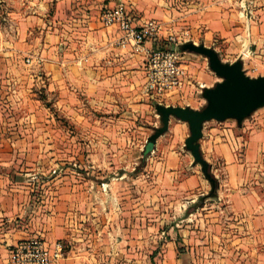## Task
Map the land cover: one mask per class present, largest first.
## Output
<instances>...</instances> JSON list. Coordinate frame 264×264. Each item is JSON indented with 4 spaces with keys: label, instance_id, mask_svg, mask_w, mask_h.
I'll use <instances>...</instances> for the list:
<instances>
[{
    "label": "rangeland",
    "instance_id": "374dc122",
    "mask_svg": "<svg viewBox=\"0 0 264 264\" xmlns=\"http://www.w3.org/2000/svg\"><path fill=\"white\" fill-rule=\"evenodd\" d=\"M56 2L0 0V79L6 74L14 80H27L28 72L21 66L31 64L38 55L36 50L52 43L47 30L53 26ZM214 3L215 6L201 9L197 0H173V18L152 16L164 23L166 33L177 38V45L173 46L177 49L180 45L177 50L184 57L189 76L180 88L155 95L146 90L145 80L142 93L146 99L139 97L133 103L126 99L100 106L83 93L69 95L67 87L61 92L54 89L51 75L45 71L42 84L33 81L35 84L28 86L27 103L18 104L23 98L15 102L0 95V127L7 130V135H2L6 140L3 142L13 148L16 175L24 177L31 187L32 208L47 211L58 206L75 208L77 221L83 223L85 210L90 209L96 218L95 210L108 206L109 195L117 196L120 205L130 213L126 218L135 214L134 219L141 226L165 230L161 233L162 241L171 225L183 229L178 237L187 253L186 264H264V226L248 234L249 243L236 241L234 228L230 226L231 204L227 195L233 190L250 193L253 206L261 205L264 210V107L242 125L232 119L205 123L207 129L222 132L217 144L225 148V154L210 150L214 143L202 149L218 180L214 197L204 198L210 193L211 184L186 150L185 139L190 134L187 123L172 118L168 131L157 139L154 149L145 152L148 137L161 126L155 108L158 103L200 109L206 103L202 87L214 86L221 80L205 56L179 51L183 50V43L192 41L213 47L224 62L242 59L250 76L264 73V0H214ZM26 5L29 31L21 41V15ZM36 62L40 60L36 58ZM8 65L12 66V72L5 73ZM206 74L213 77L211 84H207ZM138 95L141 92L135 96ZM140 103L148 106L134 109L132 104ZM181 123H185L184 128L177 129ZM20 129L29 132L24 136L17 132ZM36 129L37 136L33 132ZM19 139L23 140V150H15L18 145L12 143ZM26 140L32 147L28 152L24 148ZM170 144H176L179 151L189 156L191 168H196L205 180V187L196 189L187 200L171 198L175 196L174 185L163 182L159 169L154 168V162L165 158L163 149L158 147ZM69 194L74 197H68ZM241 234L239 238L244 239ZM155 257V252L146 253L142 261L160 264Z\"/></svg>",
    "mask_w": 264,
    "mask_h": 264
},
{
    "label": "crops",
    "instance_id": "0c3cea01",
    "mask_svg": "<svg viewBox=\"0 0 264 264\" xmlns=\"http://www.w3.org/2000/svg\"><path fill=\"white\" fill-rule=\"evenodd\" d=\"M118 1L120 0H57L54 19L51 20L53 26H49L47 30L52 43L44 44L45 46L42 45L36 50L38 55L33 57L34 64L21 66L25 68L23 71L28 72L25 76L27 80H14L11 75H3L0 79V95L14 101L23 98L24 100L18 104L27 103L29 98L27 93L30 90L28 86L42 84L46 71L51 75L54 89L61 92L67 87L70 90L69 95L83 93L100 106L113 105L115 101L126 99L133 103L134 98L139 97L146 99L142 93L146 80V54L134 51L130 47H120L117 44L120 35L117 27H106L100 20L102 10ZM121 1L128 4L139 21L153 18L152 16L173 18V0ZM197 2L201 9L215 6L214 0ZM27 8L28 5L24 14L21 12V41L29 31L30 16L27 14ZM44 31L42 30V33ZM158 44L147 42L146 46L156 48ZM36 58L40 62L35 63ZM5 68V73L8 70L12 72L11 65ZM196 76L198 77V74ZM10 77L11 79H8ZM205 80L207 84H211L213 77L206 74ZM20 88L25 90L22 91ZM139 92L142 95L135 96ZM35 100L38 101L37 98ZM33 103L34 100H31L30 104ZM58 103H61L60 98ZM132 105L134 109L135 106L140 109L148 106L146 103ZM36 106L39 110V103ZM38 110L35 112L36 115L39 114ZM183 124L185 123L178 124L177 129H183L185 126ZM6 131V128L0 127V264H12L13 247L22 240L34 237H41L48 243L55 241L65 243L66 256L58 264H138L146 253L153 252L156 253L155 260L160 264H186L187 253L178 237L179 233L183 234V229H176L171 225L165 241H162L161 233L164 234L165 230L155 231L150 227L141 226L134 219L135 214L132 215L133 218H126L130 213L120 205L117 196L109 195L106 199L108 206L95 210L96 218H93L90 209L85 210L83 223L82 220L80 223L77 221L75 208L58 206L50 211L32 208L29 195L31 187L24 177L16 175L11 153L13 148L3 142L6 140L2 135L6 136ZM17 132L25 136L27 134L25 132L29 131L20 129ZM33 132L36 136L39 134L38 129ZM218 134H222L219 129H207L204 125L201 148L206 150L214 143V148L210 150L225 154L223 144H217L222 137ZM250 137V140L253 139ZM12 143L18 145L15 150L16 148L23 150V140H15ZM24 148L27 152L32 148L27 140ZM158 148L163 149L165 158L154 162V168L159 169L158 173L163 182L174 185L175 196L171 198L178 201L187 200L188 195L196 189L205 187L202 175L196 168H191L189 156L179 151L176 144ZM227 195L231 204L228 212L232 218L230 226L234 228L232 230L234 239L243 240L244 244H247L250 242L248 234L264 226V210L261 205L253 206L250 193L233 190ZM68 197H74V194H69ZM167 198H170V195ZM242 232L244 239L239 238Z\"/></svg>",
    "mask_w": 264,
    "mask_h": 264
},
{
    "label": "water",
    "instance_id": "95a60500",
    "mask_svg": "<svg viewBox=\"0 0 264 264\" xmlns=\"http://www.w3.org/2000/svg\"><path fill=\"white\" fill-rule=\"evenodd\" d=\"M181 48L183 50L179 51H190L205 56L209 67L221 80L214 86L202 87V96L206 103L200 109L158 103L155 108L160 116L161 126L156 127L148 137L145 149L146 151L154 149L153 145L157 139L168 131L172 118L187 123L190 134L185 139L186 150L192 154L194 163L201 166L202 173L211 184V191L204 198L214 197L218 189V180L212 174L211 164L202 152L204 125L212 120L223 122L229 119L236 120L238 125H242L245 119L264 107V75L250 76L244 69L242 59L224 62L213 47L205 44L189 41L183 43ZM177 49H180V45Z\"/></svg>",
    "mask_w": 264,
    "mask_h": 264
},
{
    "label": "built area",
    "instance_id": "2783aa9c",
    "mask_svg": "<svg viewBox=\"0 0 264 264\" xmlns=\"http://www.w3.org/2000/svg\"><path fill=\"white\" fill-rule=\"evenodd\" d=\"M100 20L106 27H117L120 35L117 44L144 52L147 57L146 90L161 95L184 86L189 78L188 69L176 48L177 38L166 33L164 23L155 18L139 21L125 1L105 7ZM147 42H157L158 47H147ZM169 43L171 46H167ZM30 61V59H28ZM66 256L63 241L48 243L41 237L18 242L11 250L12 264H58ZM136 264V263H119ZM138 264H150L141 261Z\"/></svg>",
    "mask_w": 264,
    "mask_h": 264
},
{
    "label": "trees",
    "instance_id": "16d2710c",
    "mask_svg": "<svg viewBox=\"0 0 264 264\" xmlns=\"http://www.w3.org/2000/svg\"><path fill=\"white\" fill-rule=\"evenodd\" d=\"M145 152H148V151H146V149H145Z\"/></svg>",
    "mask_w": 264,
    "mask_h": 264
}]
</instances>
